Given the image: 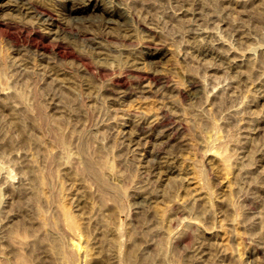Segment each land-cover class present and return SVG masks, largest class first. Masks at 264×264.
Instances as JSON below:
<instances>
[{
	"label": "rangeland",
	"instance_id": "obj_1",
	"mask_svg": "<svg viewBox=\"0 0 264 264\" xmlns=\"http://www.w3.org/2000/svg\"><path fill=\"white\" fill-rule=\"evenodd\" d=\"M0 264H264V0H0Z\"/></svg>",
	"mask_w": 264,
	"mask_h": 264
},
{
	"label": "bare ground",
	"instance_id": "obj_2",
	"mask_svg": "<svg viewBox=\"0 0 264 264\" xmlns=\"http://www.w3.org/2000/svg\"><path fill=\"white\" fill-rule=\"evenodd\" d=\"M14 6L16 7L15 4H14ZM17 6H18V5H17ZM26 6H27V5H26ZM93 6L96 7L95 5H93ZM22 7H25V6H22ZM27 7H28V6H27ZM27 7H26V8H27ZM30 7H31V6H30ZM32 7L34 8V6H32ZM19 8H20V6H19ZM19 8H18V9H19ZM27 9H28V8H27ZM34 9H35V8H34ZM24 10H25V9H24ZM28 10H29V9H28ZM30 10H31V8H30ZM25 11H26V10H25ZM27 12H28V11H27ZM27 12H26V14H28ZM105 12H107V11L105 10ZM29 13H30V12H29ZM32 15H33V14H32ZM34 15H35V12H34ZM34 15H33V16H34ZM45 16H46V15H45ZM46 17H47V16H46ZM47 19H48V18H47ZM50 20H51V19H50ZM50 20H49V21H50ZM50 22H51V21H50Z\"/></svg>",
	"mask_w": 264,
	"mask_h": 264
}]
</instances>
